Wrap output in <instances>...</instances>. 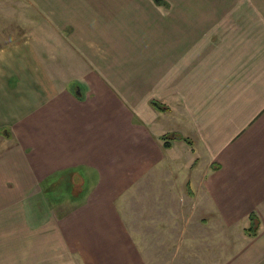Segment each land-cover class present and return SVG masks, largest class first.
Returning <instances> with one entry per match:
<instances>
[{"label": "crops", "instance_id": "1", "mask_svg": "<svg viewBox=\"0 0 264 264\" xmlns=\"http://www.w3.org/2000/svg\"><path fill=\"white\" fill-rule=\"evenodd\" d=\"M164 1L11 7L28 26L0 42V264H147L127 206L185 187L220 220L257 213L245 255L264 256V0Z\"/></svg>", "mask_w": 264, "mask_h": 264}, {"label": "rangeland", "instance_id": "2", "mask_svg": "<svg viewBox=\"0 0 264 264\" xmlns=\"http://www.w3.org/2000/svg\"><path fill=\"white\" fill-rule=\"evenodd\" d=\"M16 6L27 9L30 4L27 3V0H0V42L7 41L16 33L22 35L27 31L25 27L28 26V22L24 20V15L10 12L11 7ZM177 137L176 139H184L192 146V142L189 143L190 140L188 141L187 138H182L179 135ZM167 191L165 190L166 197ZM190 191L186 187L180 190L189 198L192 196ZM138 196L135 195V198L139 200ZM187 197L182 196L183 200L181 199V204L178 206L164 205L163 207L160 204L140 208L139 202L135 206H127L128 218L131 217L132 220H135L128 222V225L132 233L136 235L134 240L137 244L142 243L147 264H241L240 262L243 264H264V256L258 260H250L245 255L248 246L253 249L260 241L258 236L262 222L257 213H248L241 216L238 221L220 220L216 216L217 211L199 205L195 203V200L191 204L192 199L187 202ZM167 198H165V202L169 201ZM156 208L162 209L163 214L157 212L158 218L150 221L152 217H149L148 223L138 222L139 217H142V210L143 213L147 212L146 218L148 219V216L153 214L150 210L155 211L154 218ZM252 214L259 221V228L254 237L248 236L244 231L250 226V215ZM143 229L147 235L145 232L140 234Z\"/></svg>", "mask_w": 264, "mask_h": 264}, {"label": "trees", "instance_id": "3", "mask_svg": "<svg viewBox=\"0 0 264 264\" xmlns=\"http://www.w3.org/2000/svg\"><path fill=\"white\" fill-rule=\"evenodd\" d=\"M153 2L157 5H165V1L164 0H153ZM150 104L159 111H165L167 110V107H165L163 104L159 103L158 101H154L152 100L150 102ZM178 135L176 134H165L163 135L161 138L165 141V140H170V139H176ZM189 143H191L189 141ZM168 141H165V145L168 146ZM259 228V221L257 219V217L255 215H250V226L249 228L245 229V233L250 236V237H254L257 234Z\"/></svg>", "mask_w": 264, "mask_h": 264}]
</instances>
